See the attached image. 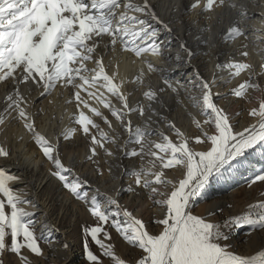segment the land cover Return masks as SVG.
Returning a JSON list of instances; mask_svg holds the SVG:
<instances>
[{"label":"snow or ice","instance_id":"snow-or-ice-1","mask_svg":"<svg viewBox=\"0 0 264 264\" xmlns=\"http://www.w3.org/2000/svg\"><path fill=\"white\" fill-rule=\"evenodd\" d=\"M225 3L226 0H191L188 7L211 13ZM228 3L233 8L237 7L232 0H228ZM153 21L171 32L168 25L159 20L150 0H0V83L12 89L4 98L0 125H4L6 118L15 113L13 118L23 121L24 128L32 134L43 155L54 165L55 170L51 175L89 206L90 214L97 220L95 226L83 229L85 255L91 264H103V261L90 249L89 237L113 264H128L115 253L111 243H105V240H111V233L104 225L115 228L129 245L141 250L132 264H264V250L257 251L255 255L238 254L231 250L234 246L229 243L234 230L245 226L252 230H264V201L250 206L261 210L255 214L248 213L215 222L192 212V205L197 198H202V193L213 179L236 171L253 151H260L264 155V99L260 100L258 108L249 111V115L256 118V123L243 131H234L229 114L214 102V96L219 94L213 93L212 84L203 80L197 71L194 78L199 80L197 86L201 96H192L191 99L206 119L202 124L193 117V123L202 135L191 139L196 145L203 146L202 150L190 147V138L174 123L168 122V127L175 132L177 142L163 132L151 129L153 116L165 120L155 107L162 105L158 93L166 89L177 92L178 89L169 78L164 77V87L158 91L149 87L142 93L147 101L146 106L143 101L133 106L129 103L128 95L121 91L124 82H114L115 74L107 73L103 56L97 50L101 47L115 50L119 44L123 51L141 58L149 72L163 71L146 59L147 54H162L160 32L153 26ZM235 37H246L238 24L228 30L225 39ZM180 47L190 61L194 53L184 44ZM241 55L247 57L248 52H241ZM176 60L180 61L181 57L178 55ZM89 63L92 67H89ZM217 67L226 68L232 77H240L241 73L248 71L249 79L233 89L236 97L246 99L248 89L261 90L260 84L254 82L250 64L230 62ZM143 76L142 69L135 78L137 85L143 84ZM30 85L42 89L41 95L50 93L58 85L70 86L74 90L76 107L80 109L75 123L91 140L93 155L98 147L103 148L108 155H113L104 145L105 142L117 141L83 110L89 109L110 131H114L112 121L99 107L90 104V100L107 109L120 127L127 131L129 139L123 147L127 149L131 144L140 146L139 151L135 147L127 149L126 156H141L143 159L141 154H145L154 158L149 161L150 169L142 166L132 175L136 185L149 189L154 197H164L155 200L156 204L166 206L165 216L154 221L162 226L158 234L150 233L142 220L122 209L112 196L100 193L99 189L91 194L84 190L87 181L81 180L71 168L65 167L59 156L58 145L36 130L35 121L26 107L28 97L21 91V86ZM101 89L115 97L121 106L114 105ZM82 93L86 96H82ZM146 108L149 115L144 127H133L131 114L135 112L143 118ZM206 124H214V134L204 130L203 125ZM80 129H69L64 134L65 138ZM153 134L160 136L161 141L146 140V136ZM9 155V151L0 145V157L7 158ZM178 166L185 170L184 176L178 183H173L165 178L164 170ZM17 179L0 169V194L3 197L0 198V264H5L4 257L8 253L16 255L19 264H31L22 250L26 248L32 254L42 256L39 241L47 240L43 230L39 236L36 234V214L21 207L31 201L22 199L15 194L19 190L10 187V182ZM258 181L264 182V170L254 175L249 187ZM157 185L165 189L171 186V190L161 191ZM6 208L9 210L6 211ZM209 215L214 216L215 213ZM64 247H68L67 243Z\"/></svg>","mask_w":264,"mask_h":264},{"label":"bare ground","instance_id":"bare-ground-1","mask_svg":"<svg viewBox=\"0 0 264 264\" xmlns=\"http://www.w3.org/2000/svg\"><path fill=\"white\" fill-rule=\"evenodd\" d=\"M150 2L159 20L163 21L171 29V32H168L162 24H157L153 21V26L160 32L159 43L162 48V54L158 56L147 54L146 59L151 61L156 68L163 71L149 72L146 63L141 58H136L133 54L123 51L119 44L115 46V50L104 49L103 47L97 50L103 56L107 73L109 75L115 74L114 82H124L121 91L128 95L129 103L133 106H136L141 101L146 106L147 101L142 93L149 87L157 91L159 88L164 87V77L169 78L173 86L178 89L177 92L166 89L163 93H158L162 105H155V107L161 116L165 117V120H159L153 116L154 122L150 124V128L163 132L174 142H177L175 132L168 127V122L174 123L177 128L190 138V147L192 144L191 138L195 135H202L200 129L193 123V117L200 120L202 124L206 117L194 106V101L191 99L192 96H201V91L197 86L199 80L194 78V73L197 71L203 80L212 84L213 93L219 94L214 96V102L229 114L230 123L234 126V131H243L244 128L256 123V118L250 116L249 111L254 107L258 108L260 100L264 99V74H260L264 72V68H262L264 66V0H232L237 6L235 8L231 7L228 0H226L225 5L215 8L211 13H204L199 9L191 10L188 7L191 0H150ZM237 24L245 31L246 37L225 39L228 30ZM181 44H184L194 53L190 61L187 53L181 49ZM244 51L248 52L247 57L241 55V52ZM178 55L181 57L180 61L176 60ZM230 62L250 64L252 73L255 76L254 82L260 84L261 90L248 89L246 99L236 97L233 89L249 79V74L246 70L241 73L240 77H232L229 70L217 67ZM89 67H92L91 63H89ZM142 69L144 72L143 84L137 85L135 78ZM189 76H191V79H188ZM213 81L214 83H212ZM189 89H191V92L188 91ZM11 90L10 86L0 83V113L3 112L4 98ZM186 90L189 95L186 94ZM21 91L22 94L28 97L26 107L35 121L36 130L50 142L58 145L62 163L65 167L71 168L75 176L87 181V185L92 188L90 190L91 193L99 189L100 193L116 199L120 207L127 211H129L131 205L127 201L120 204L123 197L127 194L133 196L132 206L134 201H138L137 207H141L142 210H146L147 206L153 205L157 198L164 199L163 196L154 197L148 189L149 191L145 195L144 193L142 194L146 201L142 202L140 200L141 196L139 197L138 195L140 190L144 189L146 191V189L141 187L139 190L132 173L139 170L142 166L150 169L149 161L154 160V158H148L145 162H141L137 156L128 157L125 155L127 149L135 147L139 151L140 146L131 144L127 146V149L123 147L129 139L128 133L120 127L115 118L102 105L97 104L94 100L89 101L93 106L99 107L104 115L112 121L114 131H110L108 126L99 117L91 113L89 109L83 110L94 122L100 124L104 131L114 136L117 142H105L104 145L113 155H108L105 151L103 153L102 150L104 149L98 147L95 155L98 157L93 160L91 140L83 134L80 126L75 123V117L78 116L80 109L76 107L77 102L74 100V90L70 86L61 87L58 85L45 95H41L42 89L31 85L28 87L21 86ZM101 91L104 92L105 96L112 99L114 105L117 107L121 106L119 101L107 93L106 90L101 89ZM82 96H86V94L82 93ZM187 97L189 100L187 101L186 113H181L183 115L178 114L179 116L177 114L173 115L171 110L179 104L181 98L186 99ZM69 101L72 102L69 103ZM148 115L147 108L143 118L138 113H132L133 127H144ZM13 116H15V113L6 118L4 125H0V145L4 146L10 153L7 158L0 157V168H5L9 174L18 177L19 179L14 180L11 186L14 189H18V192L22 193L24 191L25 194L27 192V196L23 195V197L35 198L36 203L45 209L47 213L45 215L49 216L50 210L45 202L40 200V193L51 186L61 189H64V187L57 177L51 175V172L55 170L54 165L43 155L42 149L35 143L32 134L24 128L23 121L14 119ZM71 128L80 130L66 139L64 134ZM203 128L209 134H214V124L203 125ZM153 135L146 136V140H152L151 137ZM158 137V142H160L162 138ZM207 143H210V141ZM252 154L256 153L253 152ZM90 160L93 161L89 162ZM116 162L117 167L120 168L114 172L113 164ZM92 163L93 165H98L99 163L100 169L98 170L97 168L98 173L95 172L94 168H92L91 172L88 170L91 168ZM158 168L159 164L157 163ZM164 172L166 179L172 180L173 183H178L179 179L183 178L185 170L182 167H177L175 169H165ZM37 174H42L43 178H35ZM157 187L161 191L171 190V186L167 189L161 185H157ZM257 188L253 187L252 189L255 191ZM206 198L207 195L203 192L201 200ZM76 200L75 196H71V202L75 207L79 204L75 202ZM261 201H263V198ZM229 204L230 201L226 200L217 202L208 208V212H226ZM161 206L159 215L160 218H163L166 214V206ZM138 211L137 214L132 213V215L140 219L141 216L139 218V214L141 211ZM48 224L47 226L39 225L41 227L40 232L42 230L44 233L49 230L58 231L54 223ZM60 234H63V238L68 245L69 255L72 258L75 244L66 238L64 231ZM261 238L264 241V234H262ZM231 250L238 254L255 255L257 251L264 250V245L259 244L258 240L254 238L247 247L244 248L240 244H235Z\"/></svg>","mask_w":264,"mask_h":264},{"label":"rangeland","instance_id":"rangeland-1","mask_svg":"<svg viewBox=\"0 0 264 264\" xmlns=\"http://www.w3.org/2000/svg\"><path fill=\"white\" fill-rule=\"evenodd\" d=\"M189 77L188 79H191V76ZM188 91L191 92V89H189ZM188 91L186 90V94H188L187 93ZM188 100H189L188 97L186 99L181 98L179 104L171 110V113L173 115L185 114L187 111L186 107ZM181 107L183 108V110ZM194 137H196V135L193 136V138ZM151 139L156 142L159 141L158 136L153 135ZM191 143H192L191 147L195 148V150L197 151L202 150L203 146L196 145L194 139H191ZM196 147L201 149H197ZM153 150L155 149L153 148ZM103 151L104 150H102V152ZM147 151L148 149L146 148L145 152ZM253 152H255L256 154H252ZM253 152H251L248 159L245 160L243 164L236 171L225 173L223 177L219 179H213L209 183V185L204 190V194L207 195V198L203 200H201V198H197L195 203L192 205V212L194 215H198L210 221L215 222V221L224 220L225 218L228 217H236L248 213L255 214L261 211L258 208H253L250 206L262 202L261 201L262 198L264 201V182L258 181L257 183L252 184L251 187H249V183L255 174L260 173L262 170H264V155H262L260 151H253ZM95 155L92 154L93 160L96 157H98ZM141 155L143 156V159H141V156H137L138 158H140L141 162H145L148 158L149 159L153 158L145 154H141ZM93 160H90L89 162H92ZM92 168H94L95 172L98 173V170L100 169L99 163L98 165L97 164L93 165L92 163L90 168L91 170L90 169L88 170L91 172ZM113 168H114V172L116 170H119L120 167H117V162L113 164ZM0 169L6 171L5 168H0ZM37 175H35L36 176L35 178L37 179L43 178L42 174H37ZM88 180L91 181L90 179ZM12 183L13 181L10 182V187H12L11 186ZM253 187L255 188L258 187V188L254 191V189H252ZM138 188L139 190L141 189L140 186H138ZM84 190H87L91 194L90 190H92V188H90L89 185L86 184L84 186ZM142 190L144 191V189H141L138 195L139 197L141 196L140 200L142 202H145L146 200L142 197V194L144 193L145 195L149 190L146 189V191L144 192ZM44 191L47 193H45ZM44 191L40 193L39 197H41L40 200L44 201L47 208H49L50 210L49 216H46L47 213L45 212V209L40 204L36 203L35 198L33 199L29 197L26 198L23 197V195L27 196V192L26 194L24 191H22V193L18 191H17L18 193L15 192V194L19 195L22 199L31 201L30 204L26 203L21 205V207H23L26 211L33 212L36 214L35 230L38 236L41 233L40 232L41 227H39V225L47 226L49 225L48 223H54L57 226V230H58V231H50V230L47 231L46 233H44L45 236L47 237V240L41 239L39 241L40 247L43 250L42 256H36L26 248L22 250L23 254L28 257V259L31 261V264H91V262L86 259V255H85V249H84L85 235L83 229L85 227L95 226L97 220L95 217H93L90 214L88 210L89 206L85 204L83 201L77 199L76 197L75 198L77 200L75 202L79 204L77 207L73 206L71 202V196L74 195L66 188L61 189L56 186L55 187L51 186L46 188V190ZM0 198H3L2 194H0ZM132 199L133 196L131 194L129 195L127 194L123 197L120 204H122V202L124 203L125 201H127L128 204L131 205L129 211L131 210L130 211L131 213L137 214V211L139 210L138 212H140L142 209L141 207H137L138 201L135 202L133 200L134 202L132 206L131 204ZM223 200H226L228 202L230 201L228 208H226V212L224 211L217 212L215 213L214 216H210L208 212V208L212 205H215V203ZM161 207H162L161 205L153 203V205L147 206L146 210H142L140 212V214L143 213L142 215L139 214V218L141 216L140 220L144 222L147 230L152 234H158L162 230V226H159L158 224L154 223V221L161 219L159 215L160 213L159 209ZM148 208L151 209L149 210ZM8 210L9 209L6 208V211ZM104 227L107 229V231L111 233V240H105V243H111L113 245L115 253L118 256H120L122 259L126 260L128 264H132V262L135 259H137L138 256L140 255L141 250L132 245H129L122 238V236L116 231L115 228H109L107 225H104ZM63 231L65 232L66 238L73 241L75 244L72 251V256H73L72 258L69 255L68 247L67 248L64 247L66 241L63 238V234H60ZM260 234L262 236V234H264V230H259V229L252 230L248 226H245L243 228H240L238 231L235 230L233 231L232 239L229 243H231L233 246L235 244H240L241 247L245 248L255 238L256 240H258L259 244L264 245V241L261 238ZM88 244L90 249L97 256L101 258L103 264H113L110 258L104 257L102 255L101 250L98 248L97 245H95V243L90 239V237L88 238ZM4 259H5V264H19V259L14 254L8 253L5 255Z\"/></svg>","mask_w":264,"mask_h":264}]
</instances>
